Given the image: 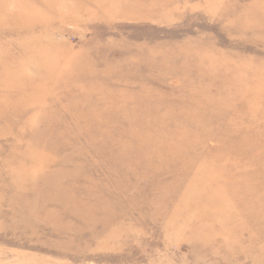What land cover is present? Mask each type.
<instances>
[{
    "label": "rangeland",
    "instance_id": "1",
    "mask_svg": "<svg viewBox=\"0 0 264 264\" xmlns=\"http://www.w3.org/2000/svg\"><path fill=\"white\" fill-rule=\"evenodd\" d=\"M0 264H264V0H0Z\"/></svg>",
    "mask_w": 264,
    "mask_h": 264
}]
</instances>
